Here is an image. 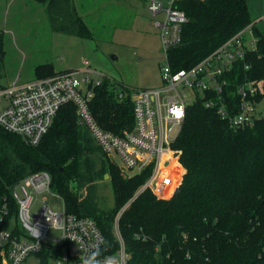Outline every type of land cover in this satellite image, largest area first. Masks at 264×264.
<instances>
[{
	"label": "trees",
	"instance_id": "1",
	"mask_svg": "<svg viewBox=\"0 0 264 264\" xmlns=\"http://www.w3.org/2000/svg\"><path fill=\"white\" fill-rule=\"evenodd\" d=\"M35 1L47 6L57 32L86 40L93 37L75 0ZM249 2L176 0L174 7L184 11L187 23L180 45L167 52L173 72L194 68L252 26L256 48L235 65L237 80L230 77V95L244 79L264 81V34L252 20ZM3 47L0 34V51ZM66 72L70 71L59 73ZM59 73L45 63L36 67L35 78ZM113 88L116 85L108 78L95 88L91 111L102 129L122 136L133 131V102L116 100ZM186 113L182 132L173 143L184 177L177 193L167 200L141 190L149 171L125 176L106 159L79 124L73 104L61 107L35 146L0 127V205L7 204L16 213L14 187L32 174L48 172L67 212L95 220L112 250L119 247L114 227L124 210L118 222L130 264H264V119L234 131L203 102L189 106ZM105 175L114 192L109 210L99 207L95 192V181Z\"/></svg>",
	"mask_w": 264,
	"mask_h": 264
},
{
	"label": "built area",
	"instance_id": "2",
	"mask_svg": "<svg viewBox=\"0 0 264 264\" xmlns=\"http://www.w3.org/2000/svg\"><path fill=\"white\" fill-rule=\"evenodd\" d=\"M175 1L148 0L147 8L166 57L161 68L162 85L151 89L117 85L113 88L116 100L129 98L133 102V131L118 136L99 125L91 111V100L95 88L106 77L88 67L28 83L0 84V127L35 146L46 136L61 107L73 104L79 124L122 174L132 177L149 171L150 177L141 190L149 189L163 200L174 196L184 169L173 143L182 132L189 106L203 102L206 109L215 110L234 131L253 127L264 119L263 80L244 79L236 84L233 96L229 92L230 77L237 80L235 65L256 48L252 26L194 68L174 73L167 52L180 45L187 23L184 11L174 7ZM245 35L251 38L249 45ZM52 182L48 172L32 174L12 191L16 213L7 204L0 205V264H26L34 257L39 264H130L131 255L119 231L118 221L124 210L118 214L114 227L119 247L112 250L95 220L67 212L64 199L53 190ZM47 194L61 199L63 209H54Z\"/></svg>",
	"mask_w": 264,
	"mask_h": 264
},
{
	"label": "rangeland",
	"instance_id": "3",
	"mask_svg": "<svg viewBox=\"0 0 264 264\" xmlns=\"http://www.w3.org/2000/svg\"><path fill=\"white\" fill-rule=\"evenodd\" d=\"M93 31L91 39L57 32L46 5L35 0H0V84L35 80V69L51 63L55 72L87 68L133 89L158 88L165 53L148 10V0H75ZM252 20L264 33V0H250ZM249 45L251 38L245 35ZM85 63H88L85 65ZM96 198L104 210L113 208L114 192L108 179L95 181ZM54 209L62 201L47 194ZM37 204L41 202L37 201ZM58 236V233L51 232ZM26 264H39L31 258Z\"/></svg>",
	"mask_w": 264,
	"mask_h": 264
},
{
	"label": "water",
	"instance_id": "4",
	"mask_svg": "<svg viewBox=\"0 0 264 264\" xmlns=\"http://www.w3.org/2000/svg\"><path fill=\"white\" fill-rule=\"evenodd\" d=\"M106 179L109 177L107 175L104 176ZM181 184V183H180ZM71 247L73 248L74 251H76V245L74 243L71 244Z\"/></svg>",
	"mask_w": 264,
	"mask_h": 264
},
{
	"label": "crops",
	"instance_id": "5",
	"mask_svg": "<svg viewBox=\"0 0 264 264\" xmlns=\"http://www.w3.org/2000/svg\"><path fill=\"white\" fill-rule=\"evenodd\" d=\"M262 16H264V14L262 15ZM264 18V17H263ZM255 22V24H256V26H257V28H258V23H259V21L258 20H255L254 21ZM258 30H259V28H258ZM260 31V30H259ZM264 34V33H263ZM64 71H72V70H64ZM62 72V71H61Z\"/></svg>",
	"mask_w": 264,
	"mask_h": 264
}]
</instances>
